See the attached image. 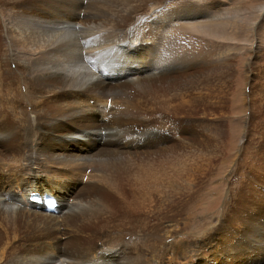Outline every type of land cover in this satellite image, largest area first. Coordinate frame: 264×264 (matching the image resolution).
Segmentation results:
<instances>
[{
  "label": "bare ground",
  "instance_id": "6f19581e",
  "mask_svg": "<svg viewBox=\"0 0 264 264\" xmlns=\"http://www.w3.org/2000/svg\"><path fill=\"white\" fill-rule=\"evenodd\" d=\"M236 9L221 7L218 0H0V175H5L7 182L12 184L7 187L0 179V220L10 226L11 241H28V248L25 246L28 257L22 259L24 256H21V259L14 258L3 264H157L152 259L153 253L148 256L136 244L131 248L118 246V241L101 245L95 232L87 235L85 230L92 226L88 224L91 213L88 212L89 200H83L81 193L92 180L97 182L94 187L100 193L113 192L122 196L133 193L135 188L142 189V183L131 179L132 169L121 177L113 170L114 166L130 167L137 162L148 171L151 186L153 182L160 188H153V191L164 203L167 195L170 196L162 188L167 181L161 182L156 173H161V178L169 175L167 161L177 163L175 172L183 182L189 158L182 153L170 152L163 160L143 157L137 161L133 154L148 149L142 138L153 135L150 128L167 130L172 127L181 132L180 122L172 114L184 110L187 101H195L189 94L185 96L189 93L186 91L197 87L196 78L202 74L194 77L195 73L191 72L186 77L181 74L183 77L163 79L158 75L169 64L193 65L200 58L211 62L213 42L207 46V51L203 49L205 55L200 56L197 49L204 42L202 39L213 41L212 35L220 36L224 50L230 48L229 42L240 44L241 37L229 36L238 30L232 31L233 26H228L230 18L237 17ZM82 11L83 18L78 20ZM263 13L259 12L256 18H263ZM245 19L250 20V17ZM248 28L249 25L244 32L247 33ZM140 43L150 46L144 48ZM134 49L138 51L134 53ZM131 51L132 54H127ZM125 52L127 56L123 55ZM219 53L220 56L224 52ZM114 55L117 59L112 57ZM12 62L13 68L10 67ZM135 74L140 75L136 77ZM196 122L194 118L192 125H197ZM55 134L64 141L55 139ZM159 136L161 139L162 132ZM102 138L104 141L100 145ZM123 139L126 142L121 141ZM256 154L253 157H257ZM83 178L85 185L81 184ZM187 184L183 195L189 196V200L178 202L182 205L179 213L182 211L189 216L183 223L190 225V233L187 231V238L182 231L175 232L173 228H164L162 233L182 242H190L196 236L200 228L194 222L212 202L205 200L206 205H199L200 199L194 197L196 193L190 195L188 180ZM44 186L47 187L42 188ZM180 188L182 194L185 185L181 183ZM30 192L47 193L57 204L53 210H46L42 205L36 207L28 200ZM255 210L256 217L242 221L239 234L226 239L213 254L217 258L233 253L236 259L223 257L222 262L212 264H264V206ZM215 223L206 229L209 230L207 236L218 231L210 229ZM61 225L64 230L72 228L75 232L69 255L66 249L61 251L41 242L46 235L58 234ZM33 232L46 235L39 243V239H29ZM206 246L211 253L215 243L198 245L189 254L190 259H198L199 252L202 254ZM168 253L171 250L167 248ZM205 260L199 258L196 264H211Z\"/></svg>",
  "mask_w": 264,
  "mask_h": 264
},
{
  "label": "rangeland",
  "instance_id": "374dc122",
  "mask_svg": "<svg viewBox=\"0 0 264 264\" xmlns=\"http://www.w3.org/2000/svg\"><path fill=\"white\" fill-rule=\"evenodd\" d=\"M218 1L221 7L226 5V7L231 10L236 9L237 7V17L236 15L235 17L232 16V18H230L231 23H228V26L230 24V28L231 26L234 27L231 28L232 31L239 30L240 27L239 31L241 33H239L241 35L238 33V30L235 33L230 30L229 32L231 33H229V36H234L233 39H240L239 37H241L242 42L241 39L239 41L240 44H238V42L237 44H235L236 42H229L230 48L224 50V47L221 46L220 36L212 35L213 41L209 43L208 40L202 39L201 41L204 42H201L200 47H198L199 49H197V51L199 50L200 56L205 55L206 53H204L203 49L205 48V51H207L209 49L207 46L214 43L215 48H213L214 50L211 51V54L209 53L213 56L211 62L207 60L208 62L206 63L205 58H202V61L200 58L198 62L194 63L195 65L182 63L173 64L171 66L169 64L165 68V71L158 75V77L161 76V79H163L178 76L186 77L187 74L189 75L191 72L195 73L194 77L198 74H202V76H197L199 79L196 78L197 87L193 90L188 89L186 91L189 93L185 96L189 94L188 96H191L190 99L192 98L191 100H195L193 101L194 103L187 101V103H190L183 105L185 111L181 109L180 113H178L179 111L177 112L178 114L176 113L179 117L176 114L169 112V114H172V117H177V122H180L179 127L182 129L181 132L174 130L172 127H169L167 130L150 128L153 135L149 138H142L148 149L140 154H133L134 161H137L143 157L152 160H163L167 154L170 155V152L174 155L182 153L183 156L189 158L187 171L183 175V182L175 172V166H177V163L175 164L170 161V163L174 165L172 166L168 161L166 162L168 173L172 172L171 174L169 173V175L166 172V176L168 175L167 177H169L172 175V178H170L171 176L169 179L167 177L165 178V176H163L164 178H161L159 176L161 173H156L158 174L157 177L161 179V182L162 180H164L163 182H165V180L167 181V184L166 182L165 184L163 183L164 186H162V188H165V190L169 192L167 193L172 196L171 198L167 195L168 198L165 200V204L159 194L153 191V188H160L154 185L152 179L151 186L150 175L146 168L141 166L139 162L130 167L114 166L113 170L114 173L121 177L122 174H125L129 169H132L131 179L137 183H142V189L144 191L141 188H135L133 193L122 196H117L113 192L100 193L94 187V185L97 184L95 180L87 182L86 184V179L83 178L81 184H86V189H83L81 194L83 200L85 198L89 200L88 206L90 208L88 212L91 213V216L88 224L92 225L85 230V233L88 235L91 232H95L101 239V245L114 244L118 241V246L121 245L122 248H131L130 246L132 244H136L138 247L142 248L148 256L150 253H153L152 259H155L157 264H196L199 258L205 260L207 257L208 259H206L205 262L208 260V263L211 264L216 261L220 263L224 256H218L221 258L220 260H217L218 257H213L214 252L221 248L226 239H233L239 234V225L242 221L247 218L252 220L256 217L257 211L255 208H261V206H264V159L262 158L264 156L262 154L264 153V16L263 18H260L259 16L256 18L259 12H264V0ZM239 5L241 7H239ZM240 11L243 12V14L240 15ZM243 15L244 19L242 21ZM245 17L248 19L250 17V20L245 19ZM82 18L83 11L81 16L79 14L78 20ZM238 21L240 23H238ZM249 21L251 23L255 22V24H251V27L248 23ZM241 23L244 24L242 25ZM256 24L257 26L254 27ZM248 25L249 28H251H248L249 31L246 33L244 30L245 28L247 29ZM228 26L227 29H230ZM246 35H248V37H245ZM217 37L219 39H217ZM249 39H251V41H249ZM205 43H207V45ZM203 44L204 46H202ZM231 44H233V46ZM140 46L147 48L150 45L148 43H140ZM231 46L233 47V50H231ZM132 51L136 53L138 50L134 49ZM222 51L225 53H222L224 54L223 56H226L227 58L225 57L223 59L222 54H220ZM226 51L229 52V55ZM144 52H146V50L143 51V53ZM218 52H220V56L217 54ZM123 55L127 56L126 52ZM114 58H116V55H114ZM221 60L224 64H222L223 62ZM214 64H216V66H214ZM220 64L223 65V67ZM225 64H228V66ZM10 65L11 68L14 67L13 62L10 63ZM230 65L232 66L230 67ZM200 68L201 70H197ZM212 69L215 70L212 72ZM156 70L157 69L154 71ZM206 70L207 72H204ZM177 73L180 74L178 75ZM213 73L215 75L218 73V76H215ZM181 74L184 75L182 76ZM139 75L140 74H135L136 77ZM210 81L213 84H211ZM204 83L205 85H203ZM242 89L244 93L242 92ZM197 95H199V97ZM187 105L189 107H186ZM194 105L196 106L194 107ZM193 110L195 111L193 112ZM181 112L183 114L185 113V116H183ZM194 118L198 122H196L197 125H192ZM75 121L77 120L75 119ZM172 125L173 124L170 126ZM71 128L72 127H70V131ZM160 132H162L161 139L159 136ZM213 135H215V138H213ZM55 139L63 138L56 135ZM103 141V138L100 139V145L103 144ZM121 141L125 140L123 139ZM244 144L247 145L244 147ZM67 145L72 147L71 143H68ZM146 145L138 150L145 148ZM121 147L124 148L125 146L123 145ZM52 148L54 149V144L52 145ZM61 149L63 151L65 150L63 146ZM91 150L92 149L90 148L89 152H91ZM134 151L135 150H133V152ZM255 154L257 157H253ZM260 154H262L261 158ZM0 179L6 182L7 187L12 185L7 182L5 175H0ZM170 179H172V181ZM187 180L190 182V195L194 196L196 193L194 197L200 199L199 205H206L205 202H203L205 200H207V203L208 200H212V202L210 201V206H206L201 218H198L194 222V224L199 225L200 228L196 236H193V239L190 242H182L178 241L176 237H166L162 233L164 228H173L175 232L182 231L185 234V238H187L188 232L190 233L188 229L190 225L186 226L183 223L184 221L189 220V216L182 211L179 213L182 205L178 202L183 199L189 200V196L183 195L188 188ZM181 183L185 185L182 194L180 190ZM165 185L169 186L166 187ZM46 187L47 186H44L42 188ZM172 189L175 190L174 193H171L173 192ZM176 190L178 191L177 194H175ZM178 198H180V200ZM35 206L39 207L40 205L35 204ZM35 206H33V208ZM81 207L83 206L81 205ZM35 209L40 210L38 208ZM52 212L56 213L55 211ZM0 222V264L9 262L14 258L21 259L24 256L22 258L24 259L28 257V255H25L28 241L27 243L22 242V239H19L16 243L11 241L12 232L9 230L10 226L1 220ZM212 223L215 224L211 226L210 229L216 228L218 231L207 236L209 230L206 229H208ZM71 229L72 228H67L64 230L61 225L58 234L52 233L51 236L48 237L44 233L33 232L34 234H30L29 239H39L40 243V238L43 237V235H46L44 239L41 240L42 243L44 242V244L58 248L61 251L66 249V254L69 255L68 249L74 244L73 238L75 234V232H73L74 230ZM101 229H105L104 233L101 232ZM209 242L215 243L211 253L207 251L209 246H206L203 248L204 250L202 254L199 252L198 259H190L189 254L196 250L198 245H207ZM42 243L40 247H42ZM167 248L171 250V253L167 254ZM20 249L22 251H20ZM224 258L236 259V256L232 253L229 257ZM171 259H173L174 262L170 263L169 260Z\"/></svg>",
  "mask_w": 264,
  "mask_h": 264
},
{
  "label": "flooded vegetation",
  "instance_id": "af4514ba",
  "mask_svg": "<svg viewBox=\"0 0 264 264\" xmlns=\"http://www.w3.org/2000/svg\"><path fill=\"white\" fill-rule=\"evenodd\" d=\"M127 54H132V51L131 52H129V53H127ZM105 55V54H104ZM90 57H91V55H90ZM113 58H114V56H112ZM112 57H110V58H112ZM92 58V57H91ZM114 59H117V58H114Z\"/></svg>",
  "mask_w": 264,
  "mask_h": 264
}]
</instances>
